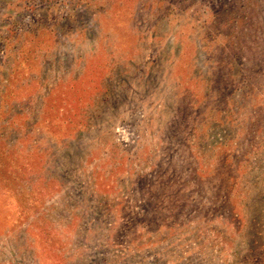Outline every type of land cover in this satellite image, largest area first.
I'll return each mask as SVG.
<instances>
[{
	"label": "rangeland",
	"instance_id": "1",
	"mask_svg": "<svg viewBox=\"0 0 264 264\" xmlns=\"http://www.w3.org/2000/svg\"><path fill=\"white\" fill-rule=\"evenodd\" d=\"M0 264H264V0H0Z\"/></svg>",
	"mask_w": 264,
	"mask_h": 264
}]
</instances>
